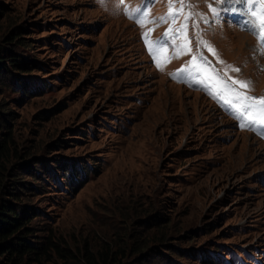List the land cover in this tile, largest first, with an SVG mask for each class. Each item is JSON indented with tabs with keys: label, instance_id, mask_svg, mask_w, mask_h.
<instances>
[{
	"label": "rangeland",
	"instance_id": "374dc122",
	"mask_svg": "<svg viewBox=\"0 0 264 264\" xmlns=\"http://www.w3.org/2000/svg\"><path fill=\"white\" fill-rule=\"evenodd\" d=\"M180 5L0 0V50L22 65L0 71V205L24 218L22 264H264V139L180 73L203 56L264 97V52L218 0Z\"/></svg>",
	"mask_w": 264,
	"mask_h": 264
},
{
	"label": "snow or ice",
	"instance_id": "6c2138e0",
	"mask_svg": "<svg viewBox=\"0 0 264 264\" xmlns=\"http://www.w3.org/2000/svg\"><path fill=\"white\" fill-rule=\"evenodd\" d=\"M223 4V11L235 10L246 16L247 19L244 20L246 30L255 35L260 42V48L264 50V0H218ZM233 5H240V8H233ZM183 0H181L180 10L182 14ZM136 11H140L137 9ZM212 11L217 13V9L213 8ZM176 9L170 3L169 4V15H175ZM145 15H147L145 13ZM141 24L144 23L143 20L139 21ZM183 33V27L179 30ZM171 29L169 32L164 34V38L157 42L156 51L162 50L167 39L169 38ZM208 48V51L212 53L213 56L216 55L215 50L208 44L204 45ZM190 49H185L184 54H188ZM155 55V53H154ZM178 58V57H173ZM200 60L202 62V68L196 66V68L186 66L184 69L180 70L185 77L197 80L202 84L204 88H209L211 94L214 98L218 99L227 109L229 113L238 121L242 122L241 126L250 127L254 124L264 125V97H254L246 94L251 91L250 82H245L241 80H236L231 77L225 79L224 76L220 75L217 70L212 67L211 63L207 61L203 56L196 57L193 56L190 65L195 61ZM218 62L222 63V61ZM159 66V65H158ZM233 72H239L240 69L233 68L230 69ZM203 72H208L215 80V85H212L211 80H202L201 75ZM179 74V73H178ZM231 80V83L229 82ZM244 89V92L238 90L236 86ZM215 91H212V89Z\"/></svg>",
	"mask_w": 264,
	"mask_h": 264
},
{
	"label": "trees",
	"instance_id": "16d2710c",
	"mask_svg": "<svg viewBox=\"0 0 264 264\" xmlns=\"http://www.w3.org/2000/svg\"><path fill=\"white\" fill-rule=\"evenodd\" d=\"M9 44L14 45V43L25 46L27 43V38L20 35L17 37L11 35L8 38ZM6 50V49H5ZM0 50V71L6 69L7 67L19 69L21 64L17 59L13 58V55L9 51ZM6 67V68H4ZM12 131L8 130L6 135H1L0 132V197L4 193V185L7 179L6 175V159L10 155V143H11ZM14 189H11V191ZM13 200L19 201L20 197L15 192H10ZM26 228L24 223V218L20 217L16 209L9 207L7 204L0 205V255H7L9 257L15 258L14 264H22V260L25 256L35 254L33 246L28 242L23 241V243H18V239L22 237L17 234ZM27 231L26 229L24 230ZM17 235V236H16ZM27 235V233L25 234ZM46 253V249H42V252L36 253L37 255ZM20 260V261H19Z\"/></svg>",
	"mask_w": 264,
	"mask_h": 264
}]
</instances>
